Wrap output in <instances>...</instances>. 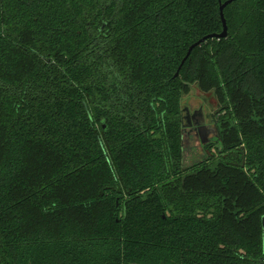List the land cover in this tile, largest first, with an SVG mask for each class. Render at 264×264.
Listing matches in <instances>:
<instances>
[{"label": "trees", "instance_id": "1", "mask_svg": "<svg viewBox=\"0 0 264 264\" xmlns=\"http://www.w3.org/2000/svg\"><path fill=\"white\" fill-rule=\"evenodd\" d=\"M219 7L0 0V264H264V0L174 77ZM196 89L218 131L197 155Z\"/></svg>", "mask_w": 264, "mask_h": 264}, {"label": "water", "instance_id": "2", "mask_svg": "<svg viewBox=\"0 0 264 264\" xmlns=\"http://www.w3.org/2000/svg\"><path fill=\"white\" fill-rule=\"evenodd\" d=\"M235 0H226L225 2H222L221 0H219V12H220V18L222 21V25H223V29L222 32L219 34H211L208 36H205L204 38L200 39L199 41H197L196 43L192 44V46L189 48L186 56L184 57V59L181 61V64L177 70V72L175 73L174 77H177L179 75V71L182 67V65L184 64L185 60L189 57L191 51L199 46L200 44H202L206 39H211V38H217V39H221V38H226L227 37V24H226V19L224 17V9L227 5H229L230 3H232ZM193 93L196 94V97L198 98L197 101H195L193 103V107L187 106L185 104V101H183V105H182V137L183 140H185L186 138V134H188V128L189 126L191 127V122L193 120V117L195 115V127H196V137L198 140L199 134L201 133V137H205L206 135H210V131L209 128L211 129V127H208L207 125L212 123L211 121V116H212V111L213 109L210 108V110L208 111L207 108L203 107V104H208L210 101H214L215 96L214 94H202L198 91V89L193 90ZM194 111V113H193ZM215 129V127H213ZM204 135V136H203ZM200 141V140H198ZM200 146L203 144H206L208 142L201 140L200 142ZM199 145V144H198ZM183 146H184V142H183ZM202 147V146H201Z\"/></svg>", "mask_w": 264, "mask_h": 264}, {"label": "flooded vegetation", "instance_id": "3", "mask_svg": "<svg viewBox=\"0 0 264 264\" xmlns=\"http://www.w3.org/2000/svg\"><path fill=\"white\" fill-rule=\"evenodd\" d=\"M194 113V111H193ZM214 111H212L211 114H213ZM211 121L212 123L208 124L207 126L208 127H211V129L209 130L210 131V135H208L209 137L207 138V136L205 137H200V141L201 140H204L208 143L204 144V145H207V144H210V143H214L217 141L218 139V131H217V128H216V123H215V120L213 119V116H211ZM196 119H195V115L193 117V120L191 122V127L189 126L188 128V134H186V138H185V142H186V150L187 152L191 153V154H199V150L197 151V145H196V140H197V137H196V127H195V122ZM215 127V129L213 128ZM204 136V135H203ZM212 138V140H211ZM199 140V139H198ZM191 145V146H189ZM203 144L201 145L202 147L204 146Z\"/></svg>", "mask_w": 264, "mask_h": 264}, {"label": "rangeland", "instance_id": "4", "mask_svg": "<svg viewBox=\"0 0 264 264\" xmlns=\"http://www.w3.org/2000/svg\"><path fill=\"white\" fill-rule=\"evenodd\" d=\"M197 97H196V94H194L193 92H191L188 96H186L185 98H184V101H185V104L187 105V106H190V107H193V103L195 102V101H197ZM205 108H207V110L209 111L210 110V108H212L213 109V111H214V108H215V105H214V103L213 102H209L208 103V105H206L205 104ZM209 130H210V128H209ZM201 135V133L199 134V137H198V139L200 140V136ZM207 136V138L209 137L208 135H206ZM211 140H212V138H211ZM200 141H198V140H196V147H197V151L199 150V152H201V146H200V143H199ZM199 144V145H198ZM189 146H191V145H189ZM185 150H187V149H185ZM188 151V150H187ZM189 153V152H188ZM193 160H194V158H193Z\"/></svg>", "mask_w": 264, "mask_h": 264}]
</instances>
